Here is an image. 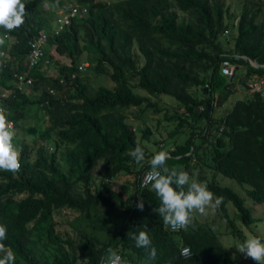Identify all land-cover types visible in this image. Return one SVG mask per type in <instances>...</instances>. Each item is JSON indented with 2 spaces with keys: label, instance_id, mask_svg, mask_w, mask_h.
<instances>
[{
  "label": "trees",
  "instance_id": "1",
  "mask_svg": "<svg viewBox=\"0 0 264 264\" xmlns=\"http://www.w3.org/2000/svg\"><path fill=\"white\" fill-rule=\"evenodd\" d=\"M46 1L78 14L56 30L49 19L55 14L43 8ZM22 2L24 23L8 31L1 45L7 63L0 64V106L13 123L21 164L15 174L0 171V223L8 237L3 243L15 253V264H99L109 248L130 264H237L217 232L194 214L183 230L166 227L153 211L159 198L138 180L150 169V158L165 150L169 168L196 169L198 181L222 198L219 208L233 235L240 229L229 217L227 202L244 225L256 224L244 198L214 175L248 184L247 196L264 203V95L237 99L223 114L216 108L237 83L246 86L241 75L264 77V0H242L239 15L230 13L224 0ZM82 8L87 12L81 14ZM41 30L43 69L28 60V41ZM52 46L68 64L50 53ZM224 60L236 67L231 78L221 72ZM84 61L86 71L78 70ZM239 69L243 73L237 75ZM88 70L107 76L111 85L93 87ZM14 73L31 83L17 89ZM162 95L175 103L163 117L173 128L165 146L153 150L144 143L150 127H134L126 111L161 112L154 99ZM137 143L145 151L139 164L128 155ZM206 168L215 172L209 181L203 176ZM121 175L135 179L127 195L112 186ZM141 198L143 211L136 207ZM59 217L66 220L64 229ZM142 230L156 248L155 260L128 235ZM182 247L189 248L187 256L181 255Z\"/></svg>",
  "mask_w": 264,
  "mask_h": 264
},
{
  "label": "clouds",
  "instance_id": "2",
  "mask_svg": "<svg viewBox=\"0 0 264 264\" xmlns=\"http://www.w3.org/2000/svg\"><path fill=\"white\" fill-rule=\"evenodd\" d=\"M71 5L74 4L69 2L68 6ZM56 7L59 8L50 20L53 22L52 27L57 30L65 25L62 20L63 15L69 13L73 8L68 10L60 4H56ZM80 12L81 14L86 13V8L80 9ZM25 15L26 6L22 0H0V27L5 29H0V64L2 62V67L7 63V59L1 45L4 44V39L9 37L8 31H13L24 23ZM55 24H57V28ZM39 33L40 36L44 35L43 30ZM36 36H32L28 45L31 40L38 38ZM13 76L14 86L21 89L24 83L19 82L15 73ZM6 112V109L0 106V171L15 174L21 168L20 151L13 143L16 134L12 128L13 123L7 119ZM128 155L138 164L145 160V151L139 143L129 151ZM168 159L169 153L165 150L156 152L150 158L148 162L150 171L142 178L141 187L150 186V190L155 192L160 201L159 207L154 208L153 211L162 217L166 227L173 231H179L190 225L194 213L207 215L208 209L218 208L222 203V198L215 197L205 182L192 178L187 171L178 170L175 167L169 168L167 166ZM136 207L143 211L144 202L142 198L137 202ZM128 235L135 240L137 247L146 250L150 260H155L156 248L153 246L147 231L142 230L138 234L128 233ZM7 238V226L0 223V253H3L0 256V264H15V253L11 249L6 250L3 243ZM235 248L245 259H251L255 264H264V238L250 236ZM99 264H130V262L125 261L115 249L109 248L105 256L100 259Z\"/></svg>",
  "mask_w": 264,
  "mask_h": 264
},
{
  "label": "rangeland",
  "instance_id": "3",
  "mask_svg": "<svg viewBox=\"0 0 264 264\" xmlns=\"http://www.w3.org/2000/svg\"><path fill=\"white\" fill-rule=\"evenodd\" d=\"M107 1V0H106ZM225 1V7H229V12L234 13L236 15H239L241 12V4L242 0H224ZM73 3V2H71ZM43 8L51 11L53 14L56 13L57 8L55 3L52 2V4L49 5V3L43 2ZM183 16H187V13L182 12ZM52 19V18H49ZM228 34V33H227ZM235 34V31L233 32ZM232 43L229 45L231 46ZM228 45V46H229ZM50 53L54 55L56 59L63 63H69L68 58H64L60 55H58L54 49V46L51 47ZM138 53V52H137ZM142 59H140L141 63ZM87 62H83L82 65L84 67H87ZM86 71V70H83ZM243 73L241 69L237 71V75ZM84 74V73H83ZM86 75L88 76V80L90 84L93 87H97L99 85H111L110 80L105 75H99L94 74L91 70H88ZM244 76V75H241ZM134 91L138 92L139 94L144 95L145 91L136 87L134 88ZM249 96L250 92L246 90L245 87L239 85L237 83L236 90L233 92V94L229 97V99L220 107L216 108V113H224L227 108L230 107L232 102H234L236 99L242 97V96ZM158 103H160V106L163 107L161 112L154 113L153 110H148L145 112L139 111L136 107L129 108L126 113L128 114V121L133 125L134 127L136 125H139L141 128H145L146 126L150 127L152 133L149 135V141L144 142L147 146L151 147L153 150H156L158 148L164 147L165 142L168 137V131L173 128V124L170 121L164 120V112L169 111L173 112V109L175 107V103L172 100V97L167 95H162L158 99H154ZM182 109H180L181 111ZM137 136H141V132L137 131ZM29 139V138H28ZM171 142V141H170ZM178 168L181 167V165L177 166ZM191 169V168H190ZM189 175L197 179V175L199 174L196 169H191L187 171ZM211 168H206V173L203 175L206 179L211 180ZM215 173V172H213ZM100 177V175H98ZM99 179H96V182H99ZM214 180H216L220 185L227 186L237 192L242 198H244V204L251 209L252 215L254 218H257L256 224H251L250 226L244 225L237 214V209L234 207V205L231 202H227V210L229 213V217L231 221L233 222L234 226L237 229H240L239 235H233L230 231L232 230V227H230L227 219L223 216L222 210L218 208H210L207 211V215H200L198 213H194L195 218L200 222L207 223L217 234L219 235L222 244L225 246V248L228 251L229 257L236 261L237 264H251L250 259H245L242 254L237 252L235 246H237L239 243L243 242L246 238L250 236H258L261 238H264V203H256L253 202L246 194V190L250 188V186L246 183H240L236 181L235 179H232L230 177L221 175L216 173L214 175ZM134 182L135 179L133 176L129 175H121L120 177L116 178L112 182L113 188H120L124 190V195H127L134 189ZM217 197V196H215ZM71 217V216H70ZM113 217V216H112ZM59 221L63 223L61 226L62 229L67 227L66 220L64 218H57Z\"/></svg>",
  "mask_w": 264,
  "mask_h": 264
},
{
  "label": "built area",
  "instance_id": "4",
  "mask_svg": "<svg viewBox=\"0 0 264 264\" xmlns=\"http://www.w3.org/2000/svg\"><path fill=\"white\" fill-rule=\"evenodd\" d=\"M85 10V9H84ZM75 13H78V11L73 8L69 13L64 14L63 15V22L65 24L69 23V16L74 15ZM228 30L225 29L223 35H227ZM45 41V36L42 35L38 38H35L33 40H31L29 42V54H28V60H29V64L30 65H36L41 67L42 65L39 64V59L43 54V47H42V43ZM243 57V56H242ZM244 58V57H243ZM47 62V60H45ZM250 63V61H249ZM251 65H253L252 63H250ZM254 66V65H253ZM262 66H264V64H262ZM221 72L228 78H231L235 75V69L236 67L231 64L228 60H224L221 63ZM41 69H43V67H41ZM85 69V67L80 64L78 66V70L83 71ZM19 82L20 83H27L30 84L31 83V78H26L23 74L19 73L16 74ZM75 75V73L73 74V76ZM246 90L248 92L254 93V92H260L262 95H264V77H260L257 75H252L251 77L247 78L246 77ZM150 171V169H146L140 176H139V180H138V185L141 187V180L142 178L145 176V174ZM181 255L182 256H187L190 252L188 247H182L181 248Z\"/></svg>",
  "mask_w": 264,
  "mask_h": 264
},
{
  "label": "water",
  "instance_id": "5",
  "mask_svg": "<svg viewBox=\"0 0 264 264\" xmlns=\"http://www.w3.org/2000/svg\"><path fill=\"white\" fill-rule=\"evenodd\" d=\"M245 59H247L248 61H250V63H252L254 66H260L259 63H257L254 59H251L249 57H247L246 55H242ZM246 80V76L242 77V81ZM204 90H207V87H204Z\"/></svg>",
  "mask_w": 264,
  "mask_h": 264
},
{
  "label": "crops",
  "instance_id": "6",
  "mask_svg": "<svg viewBox=\"0 0 264 264\" xmlns=\"http://www.w3.org/2000/svg\"><path fill=\"white\" fill-rule=\"evenodd\" d=\"M244 97H245V96L243 95L242 97H240V98H238V99H241V98H244ZM236 100H237V99H236ZM236 100H235V101H236ZM232 104H233V102H232ZM232 104H231V105H232ZM231 105H230V106H231ZM220 114H222V113H220Z\"/></svg>",
  "mask_w": 264,
  "mask_h": 264
}]
</instances>
